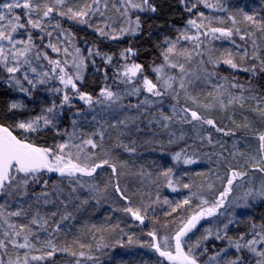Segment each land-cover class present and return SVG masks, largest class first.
<instances>
[{
	"label": "snow or ice",
	"instance_id": "1",
	"mask_svg": "<svg viewBox=\"0 0 264 264\" xmlns=\"http://www.w3.org/2000/svg\"><path fill=\"white\" fill-rule=\"evenodd\" d=\"M178 2L190 18L176 30L175 37H162L160 62L150 66L154 74L150 77L135 59L136 48L111 52L95 43L82 48L76 32L64 23L91 29L102 42L139 37L144 31L142 17L157 13L154 0H0V83L26 98L9 101L0 117L12 121L0 122V264H57V254L76 258L74 264H83L85 259L102 264L100 256L90 254L92 244L78 238L67 243L71 221L92 202H110L113 211L144 225L149 211H154L152 206L161 203L160 195L157 193L151 204L134 202L137 194L130 195L127 186L121 185L129 163L119 152H137V141L132 137L142 131L140 124L145 120L149 126L169 131L173 125L192 127L193 144L175 151L172 166L162 169L152 181L159 187L163 178L164 186L172 192L188 190L182 201L164 213L166 216L185 206L192 210L176 219L170 232L168 223L162 226L163 234L153 227L147 232L150 242L141 246L153 249L168 264H264V222H250L247 231L232 235L231 226L239 221L231 212L221 211L226 204L246 207L250 200H264V90L252 85L253 79L264 77V17L239 9L242 19H237L223 0ZM201 5L227 16H208L199 10ZM225 20L231 26H223ZM244 23L249 27L242 28ZM193 64L195 70L190 67ZM222 65L248 74L247 81L242 83L235 75L231 79L222 76ZM89 66L102 76V86L96 92L82 87ZM198 82L208 88L202 91L203 99L190 90ZM38 91L48 93L51 99L37 112L29 108L28 101ZM237 109H247L255 119L242 115L238 123ZM214 113L224 114L228 123H218ZM238 130H246L245 138L250 134L255 147L248 144L240 151V141L234 140V150L229 151L219 136L236 137ZM213 133L218 134L216 139ZM186 135L181 132L176 137L170 132L168 143L185 140ZM44 137L52 142H39ZM217 146L219 153L204 155L217 168L223 163V175L209 169L220 182V189L215 182H208L206 187L182 182L189 173L181 172V166L201 162L197 149ZM237 156L241 159L233 165ZM108 170L110 177L100 183ZM250 172L260 174L258 185L246 181ZM137 175L146 173L141 168ZM245 182L239 198L243 205L230 200ZM194 187L198 190L193 191ZM205 192L214 193L215 198L209 199ZM194 198L198 203L192 207ZM117 201L124 202L123 206H117ZM162 203L173 204L167 197ZM201 221L209 224L191 243L189 234L203 226ZM117 228L119 224L111 229L91 225L89 230H95L96 239L95 233ZM124 235L128 244L136 242L132 235ZM209 239L223 245L202 260L208 253L204 242ZM116 244L123 246L121 240ZM72 245L88 252L77 253ZM108 247L101 235L95 252Z\"/></svg>",
	"mask_w": 264,
	"mask_h": 264
},
{
	"label": "trees",
	"instance_id": "2",
	"mask_svg": "<svg viewBox=\"0 0 264 264\" xmlns=\"http://www.w3.org/2000/svg\"><path fill=\"white\" fill-rule=\"evenodd\" d=\"M154 2L156 3L158 8L157 13L150 14V16L146 17L143 16L142 19L144 20V31L141 36L135 38L130 37V40L129 37H125L126 40L123 39L119 42H116V44H113L115 42H102L100 38L91 29H88L86 27H82L72 23L66 24V22L64 24V27H71L72 30L76 32L77 43L80 47L82 45H86L87 47L95 43L99 45L104 51L111 52H118L120 49L129 46L136 48L138 50V57L136 56L137 58H135L137 59L136 61L138 63L143 64L146 69L145 74L151 76L150 66L153 64V62H160V49L158 45L160 44L162 37L165 35L172 37H174L173 35L176 36L177 32L175 31L177 29H182L186 24V20L190 18V14L183 10V6L179 4L178 0H154ZM185 14L187 15V17H185ZM111 44L112 46H110ZM97 63L99 64L100 61L97 60ZM102 83V76L99 73L94 72L92 67L89 66V69L85 75V82L82 86L84 90L96 92L102 86ZM252 85L264 88V77L253 79ZM43 94L44 91H38L34 93V98L31 101H28V104H31L32 106H29V108L34 109V111L37 110L38 112L40 103L46 102V97L43 96ZM21 98H24L22 97V94L14 92L8 89L3 83H0V117L4 116L6 112V106L9 101ZM0 122L12 123L11 120L5 121L4 119H0ZM141 129L143 132H146V130L148 131V127L142 126ZM139 133L141 134V132ZM44 140H47L49 144L52 142L49 137H44L39 142L42 143ZM111 142L112 141H109V143ZM181 145L168 148L169 153L166 157H164L168 160L167 167L172 166L170 157L175 151L180 150ZM159 151V146H157L156 144H152V142H147L142 148L138 147L137 150V152L142 154H153L152 159L157 162V165L148 166L145 171H148L154 179H156L157 174L162 170V168L160 167L162 161H160L159 158L154 159ZM128 163L129 167L126 169L128 175L121 178V185L127 186L128 193L130 195L133 193L137 194L134 197V202L136 204H151L152 199H155L157 193H159L160 195L161 203L152 206L154 208V211H149V219L145 221L144 225H140L137 228V221H134L132 218L131 220H129V216L123 212L113 211L110 202L106 203L102 201L99 205L92 202L89 205L85 206V208L77 214V219L73 221V227L76 228V230L71 231V234L68 235L67 243L71 244L73 239L78 238L82 243L92 244L93 252L90 254L100 256L102 264H166L163 258L159 257V254L156 253L153 249L151 250L148 247L147 249L145 247L140 246L142 243L150 242L151 238L147 236V232L152 230L153 227L160 229L165 223L175 224L176 219L189 215L192 208H190L189 206H185L183 209L178 210L177 213H173L172 216H166L164 213L170 212L171 207L175 206V202L182 201L186 197V195L168 191L162 181L160 182L159 187H157V185L153 183H136L138 179L142 180V176L137 175V173L139 172L138 169L141 168H138L137 166L132 167L134 163L130 161H128ZM136 168H138L137 171H135ZM110 175V170H108V174L102 175L100 177L99 182L103 183L110 177ZM126 178L129 180H127ZM142 184L144 185V187L142 186ZM149 196H151V199H149ZM165 197H167L170 201L173 202L171 206L164 205L162 203ZM123 204L124 202L117 201V206L122 207ZM194 204L195 203L193 201L192 207H195ZM96 208L98 209V211L94 212L97 210ZM260 213H262L261 218ZM119 214L123 215L121 216ZM257 214L259 215V217H256V220V218L253 217H255ZM253 219H255L256 221ZM240 221L242 224L239 225ZM254 221L256 223L264 222V203L258 204L254 208H251L250 212H248V215L247 217H245V219L242 218L241 220H239L238 224L231 226V229L233 227V229L231 230L233 232H230V234L236 235L240 232L247 231L249 223ZM116 224H119V228L115 229V231L109 230L101 233H95L96 239H93V232L95 230H89L91 225H96L98 227L102 226L111 229ZM120 229H123V232H121ZM124 233L132 235L133 240L136 242L133 244H128L127 236L124 235ZM101 235L105 237V242H107L110 247L103 249L102 252H95V244ZM117 240H121L123 246L116 244ZM63 242L64 241L62 239L61 243ZM206 245H211V241H207ZM220 245L221 244L215 243L214 247L210 249L209 253H214L220 247ZM131 248H135L136 252L133 254H129L128 250ZM72 250L76 251L77 253L79 251H85L86 253L88 252L87 248L80 249L78 245H72ZM75 259L76 258L68 254H57V264L60 262L74 264Z\"/></svg>",
	"mask_w": 264,
	"mask_h": 264
},
{
	"label": "rangeland",
	"instance_id": "3",
	"mask_svg": "<svg viewBox=\"0 0 264 264\" xmlns=\"http://www.w3.org/2000/svg\"><path fill=\"white\" fill-rule=\"evenodd\" d=\"M212 2L214 3L215 0H212ZM223 3L229 9L230 12H233V13L237 14V19H242V17L239 15V9H243L245 12H248L249 14L256 13L257 14V18L264 17V0H223ZM202 10H203V12H206L205 14H207V15L211 14L210 16H213V15L224 16V17L227 16V13H225V12H216V11L211 10V9H207L209 11L208 12L206 10V8H203V6L201 5L200 6V11H202ZM211 11L214 12V13H212ZM70 23L71 22H66V24H70ZM216 26H221V25H216ZM223 26H231V22L225 20V24ZM240 26L242 28L249 27V25L247 23L241 24ZM182 43H184V42H182ZM219 43L220 42H217V46L218 47H219ZM185 46L186 47H190V43L189 44H185ZM225 46H227V45H225ZM81 47L85 48L86 45H82ZM50 54L52 56H55L54 53H50ZM190 67H192L193 70H195V64L191 65ZM219 72H220V74L222 76H227L230 79H231V77L233 75H235L236 77H238V79L242 83L246 82L247 79H248V74L232 70V69L228 68L227 66H223V65L220 67ZM152 75H154V74L151 72V76ZM254 87H256V86H254ZM256 88H260V89L264 90V88L260 87V86H258ZM190 90L192 91L193 95L199 94L200 98L203 99V94L201 92L202 91H207L208 88H207L206 85L200 84L198 82L197 85L194 88L190 89ZM43 96L46 97V102H41L40 105H39V109H40V107L46 105L51 99V96L48 93H46V92H44ZM133 102H135L134 98H133ZM168 103L169 102L166 100L165 101V106L166 107H167ZM181 103H183V100L181 101ZM29 106H31V104H29ZM213 115L215 116L216 119H218L217 120L218 123H221V122L228 123V121L225 118L224 114H222V113H214ZM242 115H248L249 119H255L253 114L249 113L247 111V109H243V110L242 109H237L236 110L235 119L237 120L238 123L242 122V119H241ZM142 126L148 127V131L147 130H146V132L140 131L141 134L139 132L138 133H134L132 138L136 139L138 147H143L144 144H146L147 142H152V144H156L157 146H159L160 151L158 152V154L156 155V157L154 159L159 158L160 161H162V163L160 165V167L162 169H164L165 167L168 166V160H167V158H164V157H166L167 154L169 153V151H168L169 147L178 146V145L182 144L180 146V148H182V147H185L186 145H192L193 144L194 133H193V129H192V127L190 125H183V126H181V125H173L172 128L169 131V130L162 129V128H160L157 125L149 126L147 124V121L145 120L143 123L140 124V128H142ZM170 132H174L176 134V137H179L181 132H184L187 135L185 137V140H182V141L181 140H177L176 143L169 144L168 141H169L170 138H172L170 136ZM217 136H218V134L213 133V138L214 139H216ZM245 137H246V130H238L236 137L219 136V139L222 142H225V141L227 142L226 143V147H227V149L229 151L234 150L233 149V141L234 140H239L240 141V143L237 145V147L240 149V151H244L248 144H251L253 147H255L256 141L251 139V135L248 134V138L247 139ZM113 139H114V137H113ZM125 142H127V140H125ZM190 151H191V149H190ZM197 151H198L199 158H200L201 162L197 163V164H194V165H188V166H183L182 165L181 166V168H180L181 172L182 171H187L189 173V175L187 177H183L182 178V182L191 181V182H194V184H196V185L204 184L205 187H206V184L208 182H215L216 189H220V187H221L220 182L215 180V175L209 173V169H213L214 171H218L221 175H223L224 171H225L223 163H221V166L219 168H217L215 163H211L210 164V163L207 162V157L204 155V153L205 152H208V153H219L221 151V149L219 148V146H217V148H215V149L204 148V149H197ZM149 154L150 153L143 155L142 153L136 152V153H134L132 155H129L127 153H124L123 151L119 152V156L122 159L126 158L127 161H130V162L134 163L132 165V167L133 166H137L138 168H142L143 167V171L146 173V175L142 176V180L143 181L139 180V179L137 180L136 183H138V184L142 183V182H143V184H152V181L155 180L152 177L151 174L148 175L149 174L148 171H145L148 166L157 165V162L154 161L151 158V157H153V154H150V155ZM225 155H227V152H225ZM148 158H151V159H148ZM170 159H171V157H170ZM216 159H217L216 155H213L212 156V160L215 161ZM229 159H231V158H229ZM240 159L241 158L239 156H237L236 159L232 161L233 165H236V163L238 161H240ZM138 168H136L135 171H137ZM138 170H139V172L141 171V169H138ZM198 172L209 173V174L207 176H197V175H195V173H198ZM249 179L252 180V182L254 184L258 185L259 182H260L261 176H260L259 173L253 174V173L250 172V175H249L248 178H246V181L249 180ZM161 181L163 182V178H161ZM143 184H142V186L144 187ZM245 186H246V182L240 184V186H238L235 189L234 194L230 197V200L237 201L241 205H243V201L240 200L239 198L243 196L244 190H245ZM167 190L172 192L169 188H167ZM197 190H198L197 188H195V187L193 188V191H197ZM174 193L184 194L186 196L189 194L188 190H186V189H181L179 192H174ZM204 194L209 199H214L215 198V194L214 193L213 194H208L207 192H205ZM193 201L195 203L194 205H196L198 203V200L195 199V198L193 199ZM262 203H264V200H260L259 198H257L255 200H250L249 203H248V206H246V207L245 206L235 207L234 205L230 206V205L226 204L225 208L221 209V211L222 212H226V213L227 212H231L235 216V218L239 221V220H241L242 218H245L248 215V213H246V212H250V208H254L256 205L262 204ZM244 210H246V212ZM239 217H242V218H239ZM213 219H215V218H213ZM129 220H131L130 216H129ZM208 224H209L208 221H201V225H203V226L198 225L197 230H194L193 233L189 234V237L191 238V240H190L191 243H195V240L201 236V234L204 231V228L207 227ZM136 226H137V228L140 226L139 222H137ZM70 227H71V231H75L76 230V228L73 227V221H71ZM174 227H175V224H173V223L169 224L168 231L169 232L172 231L174 229ZM159 230H160L161 234H163L164 231H165L163 229V227H161ZM208 241H211V245L207 246L206 245L207 241L204 242L205 245L208 248V253L206 254L205 257H201L202 260L206 259L207 256L213 254V253H209V251H210L211 248L214 247L215 243L221 244L220 247L223 245L222 241H216L214 239H209ZM140 247H142V246H140ZM144 247L147 248L146 246H144ZM135 252H136L135 248H131V249L128 250L129 254H133ZM165 263L168 264L167 261H165ZM58 264H68V263L60 262ZM83 264H93V262L92 261H88V260H84Z\"/></svg>",
	"mask_w": 264,
	"mask_h": 264
},
{
	"label": "bare ground",
	"instance_id": "4",
	"mask_svg": "<svg viewBox=\"0 0 264 264\" xmlns=\"http://www.w3.org/2000/svg\"><path fill=\"white\" fill-rule=\"evenodd\" d=\"M203 8H204V7H203ZM206 10H207V9H206ZM202 11H203V10H202ZM207 11H208V10H207ZM208 12H209V11H208ZM211 12H212V11H211ZM205 13H206V12H205ZM212 13H214V12H212ZM208 14H209V13H208ZM206 15H207V14H206ZM210 15H211V14H209L208 16H210ZM145 17H146V16H145ZM185 17H187L186 14H185ZM142 18H143V17H142ZM168 25H169V24H168ZM172 25H173V24H172ZM177 26H178V25H177ZM170 27H171V26H170ZM175 27H176V26H175ZM179 27H181V26H179ZM171 29H172V28H171ZM176 29H177V28H176ZM174 31H175V30H174ZM175 32H176V31H175ZM175 32H174V33H175ZM173 36L175 37V35H173ZM124 39H125V38H124ZM125 40H126V39H125ZM129 40H130V37H129ZM130 43H131V41H130ZM113 44H116V42L113 43ZM118 44H120V43H118ZM110 46H112V44H111ZM131 47H132V46H131ZM137 57H138V56H137ZM137 57H136V58H137ZM136 60H137V59H136ZM139 61H140V59H139ZM141 61H142V60H141ZM143 62H144V61H143ZM148 70H149V69H148ZM201 93H202V92H201ZM31 107H32V106H31ZM33 110H34V109H33ZM36 111H37V110H36ZM250 118H251V117H250ZM224 119H225V118H224ZM217 120H218V119H217ZM253 120H254V119H253ZM223 121H224V120H223ZM192 139H193V138H192ZM141 145H142V144H141ZM139 146H140V145H139ZM141 148H142V147H141ZM143 150H144V149H143ZM121 151H122V150H121ZM148 152H149V151H148ZM143 155H144V154H143ZM149 155H150V154H149ZM139 157H140V156H139ZM150 157H151V156H150ZM132 158H133V157H132ZM132 158H131V159H132ZM136 158H137V157H136ZM136 158H135V159H136ZM151 158H152V157H151ZM121 159H122V158H121ZM124 159L126 160V158H123V160H124ZM145 159H146V158H145ZM145 159H144V160H145ZM149 159H150V158H149ZM137 160H138V159H137ZM133 161H134V160H133ZM148 161H149V160H148ZM144 162H145V161H144ZM148 163H149V162H148ZM150 165H151V164H150ZM126 179H127V178H126ZM127 180H129V179H127ZM127 180H126V181H127ZM96 209H97V208H96ZM250 209H251V208H250ZM97 211H98V209H97L96 211H94V212H97ZM244 211L246 212V210H244ZM247 211H248V210H247ZM92 212H93V211H92ZM239 213H240V212H239ZM246 213H248V212H246ZM254 213H255V212H254ZM256 213H257V211H256ZM93 214H94V213H93ZM96 214H97V213H96ZM261 214H262V213H260V218H261ZM119 215L122 216L123 214H119ZM257 215H258V214H257ZM257 215H256L255 217H253V218H256V217L258 218L259 215H258V216H257ZM242 216H243V215H242ZM262 216H263V215H262ZM246 217H247V216H246ZM123 218H124V217H123ZM239 218H242V217H239ZM257 218H256V220H257ZM262 218H263V217H262ZM244 219H245V218H244ZM119 220H120V219H119ZM253 220H255V219H253ZM256 220H255V221H256ZM120 221H121V220H120ZM247 221H248V220H247ZM249 221H250V220H249ZM255 221H254V222H255ZM261 221H262V220H261ZM245 222H246V221H245ZM245 222H244V223H245ZM259 222H260V220H259ZM259 222H257V223H259ZM240 224H242L241 221H240L239 225H240ZM245 225H246V224H245ZM245 225H244V226H245ZM244 226H243V227H244ZM243 227H242V228H243ZM232 229H233V227H232ZM232 229H231V230H232ZM241 230H242V229H241ZM238 231H239V230H238ZM243 231H244V230H243ZM232 232H233V231H231V233H232ZM234 233H235V232H234Z\"/></svg>",
	"mask_w": 264,
	"mask_h": 264
}]
</instances>
